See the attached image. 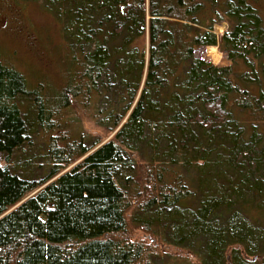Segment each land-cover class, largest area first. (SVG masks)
I'll return each mask as SVG.
<instances>
[{
	"label": "trees",
	"instance_id": "16d2710c",
	"mask_svg": "<svg viewBox=\"0 0 264 264\" xmlns=\"http://www.w3.org/2000/svg\"><path fill=\"white\" fill-rule=\"evenodd\" d=\"M261 1L43 0L62 27L64 82L30 90L0 61V264H142L151 243L128 219L201 264L264 263ZM216 46L230 66L197 56ZM73 107L114 138L69 139ZM40 136L50 172L23 178L33 162L21 174L11 158ZM138 165L154 190L136 206Z\"/></svg>",
	"mask_w": 264,
	"mask_h": 264
},
{
	"label": "rangeland",
	"instance_id": "374dc122",
	"mask_svg": "<svg viewBox=\"0 0 264 264\" xmlns=\"http://www.w3.org/2000/svg\"><path fill=\"white\" fill-rule=\"evenodd\" d=\"M258 9L264 19V0L260 2ZM228 27L227 22L216 24L214 33L218 38H222ZM63 40L62 27L46 8L43 0H0V61L23 74L30 90L42 87V84L50 90L57 89L64 82L66 51ZM216 47L198 49L197 56L206 57L215 66H230L231 63L227 60L226 54ZM220 58L222 59L219 64L213 60ZM21 102L24 105L29 104L24 99H21ZM61 114V123H67V128L63 129L64 133L69 134L68 137L71 140L85 136L92 141L106 143L115 136V133L99 127L80 108L73 107ZM55 133L58 134L56 131ZM47 137L34 138L36 141L32 147L25 148L24 152L11 158V166L21 174L22 162L27 159L33 162L31 164L34 171L30 168L25 170L22 174L23 178L38 179L49 174L50 168L39 156L45 150ZM41 164L43 165L40 167ZM147 171L146 166L138 165V183L133 187L136 206L145 200L149 191L154 190V184L146 181ZM251 215L254 219L257 216L260 217L255 210L251 211ZM262 218L264 219L263 216ZM128 225L129 236L137 241L145 240L151 243L152 255L142 264H201L199 259L189 254L187 250L158 244L147 237L141 229L133 226L129 219ZM258 243L259 240L255 238L250 245L243 244V249L248 250L249 246L252 248Z\"/></svg>",
	"mask_w": 264,
	"mask_h": 264
}]
</instances>
